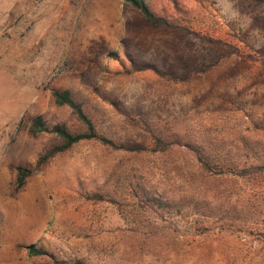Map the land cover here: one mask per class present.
<instances>
[{
	"label": "rangeland",
	"instance_id": "374dc122",
	"mask_svg": "<svg viewBox=\"0 0 264 264\" xmlns=\"http://www.w3.org/2000/svg\"><path fill=\"white\" fill-rule=\"evenodd\" d=\"M146 2L169 26L127 0H0V264H264V171L229 170L264 164V0ZM64 88L116 146L81 140L18 189L55 141L32 119L85 129Z\"/></svg>",
	"mask_w": 264,
	"mask_h": 264
},
{
	"label": "trees",
	"instance_id": "16d2710c",
	"mask_svg": "<svg viewBox=\"0 0 264 264\" xmlns=\"http://www.w3.org/2000/svg\"><path fill=\"white\" fill-rule=\"evenodd\" d=\"M131 2L142 14L143 16L151 23L158 26H169L168 22L155 14L147 5L146 0H127ZM261 59H264V51H260ZM138 70L147 68L146 66L136 67ZM55 102L61 106H68L76 114L78 120L84 125L85 129L83 131H70L63 124H50L45 121L41 116H37L32 119L28 132L33 137L39 136L41 133H49L55 138V141L51 143L47 148H45L37 158L36 166L34 168H26L23 166L16 167V182L18 189L21 188L26 179L32 175V173L46 164L51 158L55 155L68 150L73 144L81 140H98L104 144H109L116 146L114 142L98 133L96 130L95 124L91 117L84 112L82 106L75 102L69 89H55L52 91ZM154 141L152 142L153 150H165L168 149L172 142H167L164 138L160 136H154ZM197 156L199 164L206 170L212 169V167L217 166V164L211 163L205 157L204 154H201L198 150H194ZM225 167V165H224ZM231 172L237 175L246 176L249 172H260L264 171V164L260 166L253 167L251 169H238L236 167L229 168ZM93 198L102 199L101 195L94 193ZM152 202V201H150ZM157 205L164 206L163 202H157ZM27 249L30 253L37 255H44L46 251L42 247H35L33 245L27 246Z\"/></svg>",
	"mask_w": 264,
	"mask_h": 264
}]
</instances>
